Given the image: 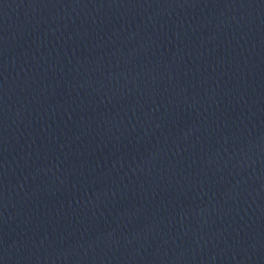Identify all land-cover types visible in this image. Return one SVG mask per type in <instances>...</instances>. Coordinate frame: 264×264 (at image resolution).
Wrapping results in <instances>:
<instances>
[{
	"label": "water",
	"instance_id": "obj_1",
	"mask_svg": "<svg viewBox=\"0 0 264 264\" xmlns=\"http://www.w3.org/2000/svg\"><path fill=\"white\" fill-rule=\"evenodd\" d=\"M0 264H264V25L0 133Z\"/></svg>",
	"mask_w": 264,
	"mask_h": 264
}]
</instances>
